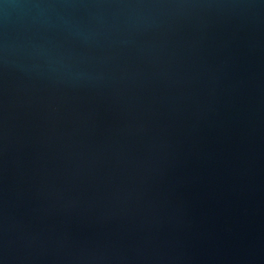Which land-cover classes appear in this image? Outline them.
Here are the masks:
<instances>
[{"label": "water", "instance_id": "obj_1", "mask_svg": "<svg viewBox=\"0 0 264 264\" xmlns=\"http://www.w3.org/2000/svg\"><path fill=\"white\" fill-rule=\"evenodd\" d=\"M0 264H264V0H0Z\"/></svg>", "mask_w": 264, "mask_h": 264}]
</instances>
